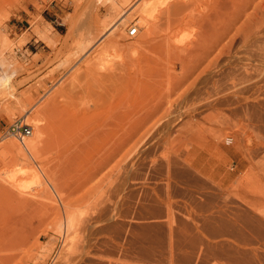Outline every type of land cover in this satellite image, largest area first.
Here are the masks:
<instances>
[{
    "label": "rangeland",
    "instance_id": "1",
    "mask_svg": "<svg viewBox=\"0 0 264 264\" xmlns=\"http://www.w3.org/2000/svg\"><path fill=\"white\" fill-rule=\"evenodd\" d=\"M124 1L0 0V264H264V0Z\"/></svg>",
    "mask_w": 264,
    "mask_h": 264
},
{
    "label": "bare ground",
    "instance_id": "2",
    "mask_svg": "<svg viewBox=\"0 0 264 264\" xmlns=\"http://www.w3.org/2000/svg\"><path fill=\"white\" fill-rule=\"evenodd\" d=\"M124 0H122V2H123ZM126 1V3L127 2H129L130 0H125ZM124 1V2H125ZM113 2V1H112ZM198 3V2H197ZM200 3V2H199ZM115 3H113V5L112 6H114L115 7V5H114ZM194 4H195V0H142V2L141 3H139V7L137 8V16L139 17L138 18V25H139V27L141 28V27H146V29H147V32H148V30L151 28L150 26L153 24V22H152V19L154 18V16H156V15H154L155 13L156 14H159V15H161L162 13H164V14H166V15H168L169 13H172V11H180V10H183L184 11V9H187V8H190L192 5L194 6ZM124 5V4H123ZM136 5V4H135ZM138 5H136V7H137ZM259 6H260V4H259ZM194 8V7H193ZM193 8H191V10L193 9ZM258 8V7H257ZM261 8H262V6H261ZM188 10V9H187ZM190 10V11H191ZM189 11V10H188ZM187 12V11H186ZM192 12V11H191ZM191 12H188V13H186V14H184L183 12V14H182V16L180 17H172L173 15L172 14H169V16L166 18V23H165V25H166V31H165V33H164V35H163V37L162 36H160V40H158V42L156 41V43H158L157 44V46H156V44L154 45L155 46V50L153 51V57H154V59H165V58H161V56H163V55H165V56H163V57H166V56H169L170 57V55H173V54H176V53H178V52H182V51H186V47L188 46V44L189 43H187L186 41V39H185V37H184V39L186 40V41H184L183 39H182V37L181 36H179L177 39L176 38H174V33H176V32H178V31H176L175 32V27H173L175 24H178V25H180L179 23H182L184 20H186V19H189L188 18V16H190V15H192L191 14ZM179 14H180V12H178ZM178 14V15H179ZM170 15H172L171 17L172 18H176V19H174V20H171L172 18L170 17ZM75 17V16H74ZM158 17V16H157ZM186 18V19H185ZM156 19V18H155ZM155 19H153V20H155ZM123 20V19H122ZM157 20V19H156ZM68 23V22H67ZM72 21L71 22H69L68 23V27H67V31H66V34H65V36L68 38V37H70V35L71 34H73V33H71V31H72V28H73V26H72ZM117 23V21L116 22H114V24L113 25H111V28H109L110 30L111 29H114L115 28V24ZM162 24V23H161ZM131 25H129V27H130ZM133 26H135V25H133ZM153 26V25H152ZM183 26V25H182ZM136 27V26H135ZM158 27V26H157ZM177 27H179V26H177ZM177 27H176V30H177ZM137 28V27H136ZM158 29H160V27H158ZM74 31V30H73ZM159 31V30H158ZM127 32V31H126ZM181 32V31H180ZM163 33V32H162ZM189 33H191V32H189ZM35 34H37V36H39L40 34L38 33V32H35ZM39 34V35H38ZM41 36V35H40ZM129 36V35H128ZM130 37H132V36H130ZM42 38V37H41ZM95 38V37H94ZM42 39H45V40H47V36H45L44 38H42ZM158 39V38H157ZM93 42V39H90V40H87L86 41V43H83L82 44V46L85 48V47H87V46H89L91 43ZM156 57V58H155ZM168 57H166V59H167ZM166 59L164 60V62H162V63H160V64H162V65H164L165 64V66H167V62H169V60H167L166 61ZM157 61V60H156ZM158 62H160V60L158 61ZM172 64V63H171ZM161 66V65H160ZM162 67V66H161ZM164 67V66H163ZM7 85H8V80H6V81H4L3 83H2V86L0 87V89H7L6 87H7ZM1 91V90H0ZM28 113V112H27ZM28 115V114H27ZM27 115L25 114L24 116H25V119L26 118H28L27 117ZM24 118V117H23ZM39 120H36V122H34L33 123V128L35 129V128H37V126L39 125V124H41L42 122L41 121H39ZM102 123V122H101ZM28 125V124H27ZM102 125V124H101ZM105 125V124H104ZM29 127H30V129H31V134H32V128H31V126L29 125ZM132 129V128H131ZM130 129V130H131ZM135 129V128H134ZM133 129V130H134ZM8 131H9V129H8ZM132 131V130H131ZM134 131H136V130H134ZM147 131H145V133H146ZM9 133H10V135H13V136H15V134H13L12 132H10L9 131ZM9 133H8V135H9ZM30 134V135H31ZM132 134V133H131ZM131 134H129V135H131ZM29 135V136H30ZM29 136H27V135H25V136H23V135H18V134H16V137L19 139V142H20V144L24 147V149H25V151L27 152V154L29 155V156H31V158L32 159H34L33 158V155L31 154V152L29 151V149L27 148V146H25V144H24V142H23V139L24 138H26V137H29ZM128 136V135H127ZM145 136V135H144ZM128 138V137H127ZM131 138V137H130ZM130 140V139H129ZM126 144H128V140H126ZM131 142V141H130ZM139 142V141H138ZM119 143V142H118ZM117 142H116V144H118ZM131 143H135V141L133 140V142H131ZM136 144L137 143H135V144H130V147H131V145H132V147L131 148H135V146H136ZM15 147H16V149L17 150H20V147L19 146H17V144H13ZM123 145V144H122ZM138 145V144H137ZM114 146V145H113ZM121 146V144H119V147ZM129 146V145H128ZM117 148V147H116ZM118 150V149H117ZM127 150V149H126ZM132 150V149H131ZM129 152V151H128ZM128 152H127V154H128ZM132 152V151H131ZM115 155V154H114ZM130 156V155H129ZM116 158V157H115ZM120 159V158H119ZM130 159V158H129ZM115 163V162H114ZM120 163V162H119ZM114 166V165H113ZM115 166H117V165H115ZM24 169H22V168H20L19 169V172H22ZM24 172H26V171H24ZM31 173H33V175H35V174H37L36 172H31ZM21 174V173H20ZM27 174V173H26ZM12 175H15V174H12ZM11 175V179L12 178H14V176H12ZM37 177H40V175H38L37 174ZM22 180V179H21ZM13 181V180H12ZM30 181H32L31 179H30ZM46 181L48 182V180L46 179ZM24 182V181H23ZM7 183H11V181L9 180V182H7ZM21 183H22V181H21ZM25 183V182H24ZM32 183H34V182H32ZM31 184V183H30ZM23 185V187H21V184H20V186L19 187H21V188H24V184H22ZM34 185V184H33ZM18 186H16V190L17 191H19L20 189H19V187L17 188ZM26 187V186H25ZM51 188H53L52 186H51ZM22 189H21V193H22ZM19 194H20V191H19ZM67 220V228L68 229H70L72 226H73V221H72V218L71 217H69L68 219H66ZM67 229V230H68ZM67 236H70L69 235V233H68V235ZM67 241H70L69 242V244H72V240H67ZM239 241V240H238ZM67 244H68V242H67Z\"/></svg>",
    "mask_w": 264,
    "mask_h": 264
},
{
    "label": "built area",
    "instance_id": "3",
    "mask_svg": "<svg viewBox=\"0 0 264 264\" xmlns=\"http://www.w3.org/2000/svg\"><path fill=\"white\" fill-rule=\"evenodd\" d=\"M137 33V28L133 25H131L127 29V35L129 36H134ZM9 131L12 132L13 134H18V135H27L29 136L31 134V129L29 125L25 124L22 120L17 119L14 123H12L9 126Z\"/></svg>",
    "mask_w": 264,
    "mask_h": 264
}]
</instances>
